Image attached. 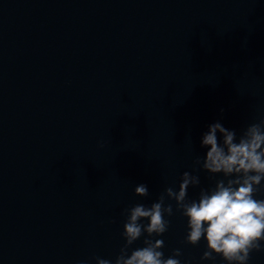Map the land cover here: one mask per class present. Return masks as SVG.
I'll use <instances>...</instances> for the list:
<instances>
[{"label": "water", "instance_id": "water-1", "mask_svg": "<svg viewBox=\"0 0 264 264\" xmlns=\"http://www.w3.org/2000/svg\"><path fill=\"white\" fill-rule=\"evenodd\" d=\"M262 119L264 0H0V264H114L125 209L185 171L190 200L224 178L196 163L209 125L239 137ZM165 203V258L227 264Z\"/></svg>", "mask_w": 264, "mask_h": 264}, {"label": "clouds", "instance_id": "clouds-1", "mask_svg": "<svg viewBox=\"0 0 264 264\" xmlns=\"http://www.w3.org/2000/svg\"><path fill=\"white\" fill-rule=\"evenodd\" d=\"M201 146L207 149L206 156L197 157L196 163L210 174L222 173L224 178L217 180L214 188H201L198 200H190L189 186H199L201 179L185 171L178 191L168 187L150 207L136 204L125 209L122 236L126 243L114 264H181V249H174V255L165 258L161 251L164 240L153 239L168 231L171 221L165 214L174 215L173 205L166 204V199L175 200L176 211L187 218L185 241L192 245L207 241L202 260L221 256L227 264H248L253 251H264V199L256 198L264 181V119L247 126L239 137L236 130L217 121L203 134ZM135 193L148 196L149 189L139 184ZM145 219L148 223H141ZM142 236L145 246L129 254V248ZM96 259L97 264H113Z\"/></svg>", "mask_w": 264, "mask_h": 264}]
</instances>
